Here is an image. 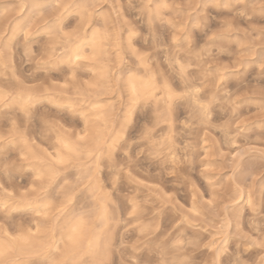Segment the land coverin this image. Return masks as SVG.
<instances>
[{"label":"clouds","instance_id":"9594fccd","mask_svg":"<svg viewBox=\"0 0 264 264\" xmlns=\"http://www.w3.org/2000/svg\"><path fill=\"white\" fill-rule=\"evenodd\" d=\"M0 264H264V0H0Z\"/></svg>","mask_w":264,"mask_h":264}]
</instances>
